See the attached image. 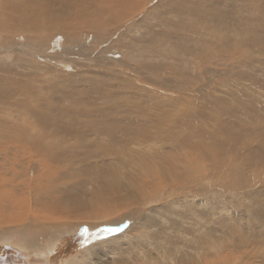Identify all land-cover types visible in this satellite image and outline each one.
Listing matches in <instances>:
<instances>
[{"label":"bare ground","instance_id":"1","mask_svg":"<svg viewBox=\"0 0 264 264\" xmlns=\"http://www.w3.org/2000/svg\"><path fill=\"white\" fill-rule=\"evenodd\" d=\"M63 1L0 0V264H264V0Z\"/></svg>","mask_w":264,"mask_h":264},{"label":"rangeland","instance_id":"2","mask_svg":"<svg viewBox=\"0 0 264 264\" xmlns=\"http://www.w3.org/2000/svg\"><path fill=\"white\" fill-rule=\"evenodd\" d=\"M96 2H98V0H94V1H85L84 4H87V5H90L92 7V5L96 6ZM49 3L52 4L53 6H56V5H64L65 2L63 0H49ZM104 5H109V4H104ZM57 12H62L61 10H56ZM115 11V8H112V6H109L106 10L107 14L104 15V16H98L99 18H93L90 20V23L89 24H92L94 25V27L97 28V38H100L98 37V35H100L102 32H101V29H100V26H103V25H106V23H109L110 25H119L117 23H113V21L111 20L110 16L112 13H114ZM35 14H44L45 11L44 10H36L34 12ZM86 13L88 15H91V12L90 11H86ZM74 18L72 19V22H73ZM13 25L17 24L19 21H14L13 18H11V21H10ZM121 23V22H120ZM49 27H52L54 24H47ZM20 30H27L26 29V26L25 25H21ZM18 29V30H19ZM79 30H85V31H88V28H86L85 26H78L76 31H79ZM60 30H57L55 32H52V31H46L45 32V37L47 38H50V37H53L55 36L56 34H58L59 36L62 37L61 41L64 43V44H68L67 41H69L71 38L63 32L64 35L60 34L59 33ZM23 38H33L35 35L34 33H26L24 35H21ZM67 40V41H66ZM82 42H87V44L84 46V47H81V50L83 52H87V53H92L94 51H98L99 49V44H94L95 41L94 40H89L88 37L84 38L82 40ZM121 40H118V41H115L113 42V45L111 44H108V46L103 49L102 51H107L109 49H113L115 52L119 53L120 51L119 50H125L121 45ZM131 46L128 47V49L130 48ZM55 71H46L44 73H42V75H45L47 73H54ZM70 75V74H68ZM38 79H41V78H37L36 80ZM19 122H21L19 120ZM34 161V165H32V162ZM85 161V160H84ZM83 161V162H84ZM34 168V170H31L30 169V165ZM29 164L27 165V169L25 170V173L28 175H44L45 173V169L47 168V165L44 164L43 162H41L40 160L38 159H35V158H32L30 159V162ZM49 169V168H48ZM43 197H41V201L39 202V207L43 210L44 209V201H45V198L49 199L51 198L50 195H42ZM101 207V205L99 204L98 206H96L95 208H89V209H82V210H79V209H76V208H71L67 205H52L49 210L50 211H57V212H60L61 214L64 213L65 210H71V213L67 215V217L69 218H72V219H78L80 220V222H84L85 220H91L92 219V216L93 214L99 210V208ZM61 214H57L55 215V218H59L61 216ZM111 214H114V211L111 212ZM43 219L45 218H42L41 221H43ZM37 227V226H36Z\"/></svg>","mask_w":264,"mask_h":264},{"label":"snow or ice","instance_id":"3","mask_svg":"<svg viewBox=\"0 0 264 264\" xmlns=\"http://www.w3.org/2000/svg\"><path fill=\"white\" fill-rule=\"evenodd\" d=\"M120 229H106L108 232H113V231H119ZM90 235H95V233H90Z\"/></svg>","mask_w":264,"mask_h":264}]
</instances>
